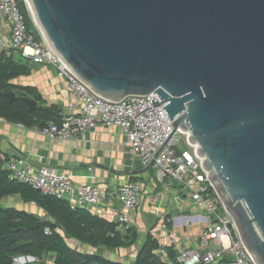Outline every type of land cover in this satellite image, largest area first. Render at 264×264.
<instances>
[{"label": "water", "instance_id": "1", "mask_svg": "<svg viewBox=\"0 0 264 264\" xmlns=\"http://www.w3.org/2000/svg\"><path fill=\"white\" fill-rule=\"evenodd\" d=\"M25 3L54 52L96 95L119 102L157 94L167 104L247 251L264 264V0Z\"/></svg>", "mask_w": 264, "mask_h": 264}, {"label": "built area", "instance_id": "2", "mask_svg": "<svg viewBox=\"0 0 264 264\" xmlns=\"http://www.w3.org/2000/svg\"><path fill=\"white\" fill-rule=\"evenodd\" d=\"M27 10L34 29L28 27L18 0H0V20H5L11 32L10 41L0 40V47L10 46L35 64L54 67L58 76L67 81L70 93L69 111L63 121L35 128L37 132L51 140H70L99 126L120 128L133 153L145 166L154 161L160 181L169 178L181 184L199 202L208 217L205 221L200 219L198 234L181 235L176 228H170L164 218L159 222L156 254L163 264H255L239 237L234 219L203 170L196 147L190 145L188 134L175 130L173 121L167 116L164 110L167 104H161L163 100L157 94L131 95L119 102L96 95L54 52L35 24L28 6ZM152 99L156 103L152 104ZM18 125L26 127L22 123ZM0 163L4 164L10 180L24 183L45 196L67 200L74 209L119 202L122 206L117 217L119 229L133 228V214L141 206L144 194L142 185L136 182L129 181L115 189L76 186L70 174L50 168L36 171L25 156L8 157L0 152ZM158 202L159 197L153 196L152 203L156 205ZM46 232L50 233L49 230ZM188 244H195L194 248H189ZM14 264L38 263L32 256H18Z\"/></svg>", "mask_w": 264, "mask_h": 264}, {"label": "crops", "instance_id": "3", "mask_svg": "<svg viewBox=\"0 0 264 264\" xmlns=\"http://www.w3.org/2000/svg\"><path fill=\"white\" fill-rule=\"evenodd\" d=\"M0 24V40L8 43L11 37L10 29L6 27L4 19L0 20ZM8 48L11 47L5 49ZM13 55L17 61L28 62L31 72L11 83L30 90V97H40L43 106L57 108L59 116L64 118L69 111L70 93L67 81L59 77L58 72L50 65L35 64L22 57L19 52ZM0 152L8 157L25 156L38 172L43 168H50L70 174L76 186L94 185L115 189L129 181L142 185L143 200L133 214L131 229L137 236L136 243L127 248L109 249L95 248L75 239H67L72 248L83 253L99 254L120 264H135L148 236L157 240L156 234L162 218L168 222L170 228H176L181 235H195L201 230L198 225L200 219L205 221L208 217L207 211L181 184L169 178L160 181L157 169L143 164L141 158L134 154L128 145L125 134L117 127L99 126L74 139L51 140L43 137L35 128H21L18 123L0 118ZM153 196L159 197L156 205L152 203ZM0 206L15 207L41 219L49 218L48 213L41 207L26 203L19 196L0 200ZM86 210L118 224L117 217L122 212V206L119 202L104 203ZM127 231L123 234H127ZM188 245L189 248H194L195 244Z\"/></svg>", "mask_w": 264, "mask_h": 264}, {"label": "trees", "instance_id": "4", "mask_svg": "<svg viewBox=\"0 0 264 264\" xmlns=\"http://www.w3.org/2000/svg\"><path fill=\"white\" fill-rule=\"evenodd\" d=\"M18 4L28 27L34 29L25 0H18ZM15 52L21 54L14 48L0 47V118L38 129L50 123L60 124L63 118L57 108L43 106L40 97H30V90L11 83L31 72L28 62L15 60ZM10 93H16L15 100L7 96ZM25 97L40 103L35 111L30 110L23 100ZM9 196H19L26 203H35L48 213L49 218L41 219L15 207L0 206V264H14L18 256H32L38 264H120L99 254L80 252L72 248L67 239L109 249L127 248L136 243L137 236L132 228L123 234L124 230L119 229L117 223L86 209H74L67 200L45 196L24 183L12 181L4 164L0 163V200ZM158 246V240L148 236L135 264H163L156 254Z\"/></svg>", "mask_w": 264, "mask_h": 264}]
</instances>
